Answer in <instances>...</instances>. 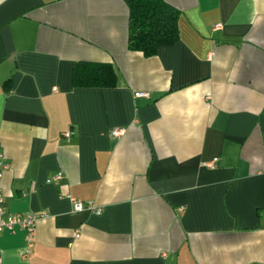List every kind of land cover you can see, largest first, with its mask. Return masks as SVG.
<instances>
[{"label":"crops","instance_id":"obj_1","mask_svg":"<svg viewBox=\"0 0 264 264\" xmlns=\"http://www.w3.org/2000/svg\"><path fill=\"white\" fill-rule=\"evenodd\" d=\"M167 1L145 56L125 0H0V204L39 215L0 264H264V0ZM79 60L116 84L74 86Z\"/></svg>","mask_w":264,"mask_h":264},{"label":"trees","instance_id":"obj_2","mask_svg":"<svg viewBox=\"0 0 264 264\" xmlns=\"http://www.w3.org/2000/svg\"><path fill=\"white\" fill-rule=\"evenodd\" d=\"M128 7L127 47L145 56L178 39L179 10L167 0H125ZM74 86H114L116 72L106 61L79 60L72 70Z\"/></svg>","mask_w":264,"mask_h":264},{"label":"built area","instance_id":"obj_3","mask_svg":"<svg viewBox=\"0 0 264 264\" xmlns=\"http://www.w3.org/2000/svg\"><path fill=\"white\" fill-rule=\"evenodd\" d=\"M216 27L220 26V23H216L214 24ZM136 95H147L148 92L145 91H138L135 92ZM124 131L123 127H115L112 128L111 133L114 135H119ZM69 132L65 131L64 135H68ZM207 165H212V163L210 161L206 162ZM8 162L7 160L4 158L2 152H0V178L2 175L3 170L7 167ZM61 175L60 172H57L54 176L53 179H57L59 178ZM1 191H0V202H1ZM72 202H73V208L75 210H80L85 208H89L92 209L96 212H99V208H95V206L90 203H83L78 199L72 198ZM3 207L0 204V231L7 229L9 231H14L16 229H21L24 232V238L27 242V245L30 246L31 242H32V236H33V232H34V228H35V222L36 219L38 218L39 215H37L36 213L33 212H17V213H9L6 216H3Z\"/></svg>","mask_w":264,"mask_h":264}]
</instances>
